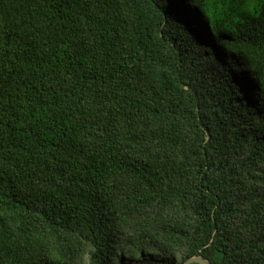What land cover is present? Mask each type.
<instances>
[{
    "label": "trees",
    "instance_id": "1",
    "mask_svg": "<svg viewBox=\"0 0 264 264\" xmlns=\"http://www.w3.org/2000/svg\"><path fill=\"white\" fill-rule=\"evenodd\" d=\"M247 3L0 0V264H264Z\"/></svg>",
    "mask_w": 264,
    "mask_h": 264
},
{
    "label": "water",
    "instance_id": "2",
    "mask_svg": "<svg viewBox=\"0 0 264 264\" xmlns=\"http://www.w3.org/2000/svg\"><path fill=\"white\" fill-rule=\"evenodd\" d=\"M196 262L198 264H211L206 258L200 256V255H194L188 259H186L185 261H183L180 264H190ZM145 264H162V263H145Z\"/></svg>",
    "mask_w": 264,
    "mask_h": 264
},
{
    "label": "rangeland",
    "instance_id": "3",
    "mask_svg": "<svg viewBox=\"0 0 264 264\" xmlns=\"http://www.w3.org/2000/svg\"><path fill=\"white\" fill-rule=\"evenodd\" d=\"M247 4L249 5L250 8H253L256 4L260 3L261 0H247Z\"/></svg>",
    "mask_w": 264,
    "mask_h": 264
}]
</instances>
